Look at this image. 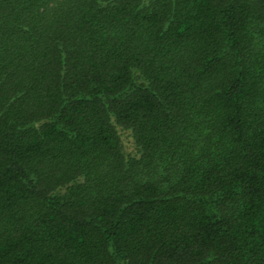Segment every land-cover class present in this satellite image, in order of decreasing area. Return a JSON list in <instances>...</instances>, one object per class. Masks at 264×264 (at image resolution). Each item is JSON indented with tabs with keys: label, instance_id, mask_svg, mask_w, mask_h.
<instances>
[{
	"label": "trees",
	"instance_id": "obj_1",
	"mask_svg": "<svg viewBox=\"0 0 264 264\" xmlns=\"http://www.w3.org/2000/svg\"><path fill=\"white\" fill-rule=\"evenodd\" d=\"M0 264H264V0H0Z\"/></svg>",
	"mask_w": 264,
	"mask_h": 264
}]
</instances>
